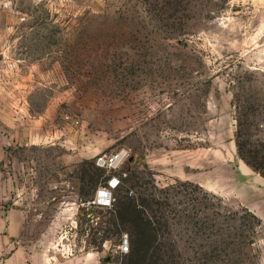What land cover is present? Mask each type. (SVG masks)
<instances>
[{
	"label": "rangeland",
	"instance_id": "rangeland-1",
	"mask_svg": "<svg viewBox=\"0 0 264 264\" xmlns=\"http://www.w3.org/2000/svg\"><path fill=\"white\" fill-rule=\"evenodd\" d=\"M243 165L264 179V0H0V206L36 204L52 264H264Z\"/></svg>",
	"mask_w": 264,
	"mask_h": 264
},
{
	"label": "crops",
	"instance_id": "crops-1",
	"mask_svg": "<svg viewBox=\"0 0 264 264\" xmlns=\"http://www.w3.org/2000/svg\"><path fill=\"white\" fill-rule=\"evenodd\" d=\"M238 171L244 178H249L251 194L257 195L263 190V178L244 165L239 166ZM253 206L257 208L256 201ZM35 208L36 204H20L16 201L7 208L0 206V264H52L53 257L41 247L46 238L45 233L34 236L30 227V223L39 215L32 216L31 210Z\"/></svg>",
	"mask_w": 264,
	"mask_h": 264
},
{
	"label": "built area",
	"instance_id": "built-area-1",
	"mask_svg": "<svg viewBox=\"0 0 264 264\" xmlns=\"http://www.w3.org/2000/svg\"><path fill=\"white\" fill-rule=\"evenodd\" d=\"M126 150H121L114 154L110 155H101L98 156L95 160L96 166L100 168H104L108 171L115 170L126 157ZM120 179L119 176L111 175L110 178L107 180L106 185L98 188L90 200L82 203L81 205H94L101 208L110 207L112 202L114 201L112 197L113 191L119 186ZM264 247V244H263ZM118 249L120 253L127 254L129 252V244L128 239L126 236H123L120 239ZM264 250V249H263ZM107 264H115V263H107Z\"/></svg>",
	"mask_w": 264,
	"mask_h": 264
},
{
	"label": "trees",
	"instance_id": "trees-1",
	"mask_svg": "<svg viewBox=\"0 0 264 264\" xmlns=\"http://www.w3.org/2000/svg\"><path fill=\"white\" fill-rule=\"evenodd\" d=\"M127 205H131L132 208H134V211H136V217L140 218L139 211H137L135 209L133 204L131 202H128ZM121 208H123V203L122 202L121 203H117V205H115V209H116L115 213H119ZM135 236H136L135 239L132 240V249H131V256H129V259H128L129 261L133 260L134 254L136 253V250H137L136 245H139V243H140V240H139L140 239V230L139 231L135 230Z\"/></svg>",
	"mask_w": 264,
	"mask_h": 264
}]
</instances>
